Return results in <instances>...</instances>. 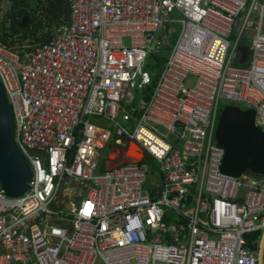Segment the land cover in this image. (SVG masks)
<instances>
[{"label":"built area","instance_id":"1","mask_svg":"<svg viewBox=\"0 0 264 264\" xmlns=\"http://www.w3.org/2000/svg\"><path fill=\"white\" fill-rule=\"evenodd\" d=\"M0 81L33 172L0 190V264H259L264 176L223 174L216 133L222 103L264 132V0H71L51 42L0 43Z\"/></svg>","mask_w":264,"mask_h":264},{"label":"water","instance_id":"2","mask_svg":"<svg viewBox=\"0 0 264 264\" xmlns=\"http://www.w3.org/2000/svg\"><path fill=\"white\" fill-rule=\"evenodd\" d=\"M34 0H31L33 3ZM25 24L28 18L25 17ZM241 65L248 62L250 48H240ZM13 108L0 81V190L9 198H21L30 190L32 168L15 140ZM217 144L225 150L222 173L235 178L245 174L264 176V132L256 126V112L226 106L220 115ZM264 264V233L259 253Z\"/></svg>","mask_w":264,"mask_h":264},{"label":"trees","instance_id":"3","mask_svg":"<svg viewBox=\"0 0 264 264\" xmlns=\"http://www.w3.org/2000/svg\"><path fill=\"white\" fill-rule=\"evenodd\" d=\"M4 4L9 5V10L6 14L5 24L0 23V43L13 50H15L14 47L16 45L17 36L20 41L28 39L27 33H21L19 31V23L25 24V17L28 18L29 23L27 28L34 27L33 32L40 44L51 42L55 28L68 26L71 21V0H34L33 3H31V0H0V11ZM45 19H54L56 23L50 26L43 21ZM42 21L44 23H42ZM6 23H11L9 30L5 28ZM179 31L180 27L178 24L169 25L163 34L169 44L163 47L160 54L151 53L149 55L145 71L150 75L151 82L148 86L138 90L137 97L132 106L137 107L139 100H149L153 95L169 55L176 44ZM40 32H42V35L39 36ZM29 49H31V47L24 51ZM150 127L154 131L160 132L159 127L154 125H150ZM146 162L154 165L153 160L149 156L146 157ZM246 238L248 247L257 251L259 249V242L262 238V232L250 234ZM254 241H258V244L256 243L253 245Z\"/></svg>","mask_w":264,"mask_h":264},{"label":"rangeland","instance_id":"4","mask_svg":"<svg viewBox=\"0 0 264 264\" xmlns=\"http://www.w3.org/2000/svg\"><path fill=\"white\" fill-rule=\"evenodd\" d=\"M8 10H9V5H6V4L2 5V9L0 11V23L1 24H3V23L5 24L6 14H7ZM43 21L46 22V24H48L50 26H53L56 23V21L54 19H51V20L50 19H48V20L45 19ZM43 21H42V23H44ZM22 25H23V23H19V26L21 28V29L19 28V31L21 33H27L28 39L24 40V41H20V39L17 36L16 45L14 47L15 51H17V52L24 51V50H26V49H28L30 47H33L36 44H40L39 41H38V38H36V36H35V34L33 32L34 31V27L27 28L28 27L27 26L26 28L25 27L22 28ZM10 27H11V23L10 24L6 23V27L5 28H7L9 30ZM40 35H42V32H40L39 36ZM126 42H128V41H126ZM224 107H225V103H222L221 104V108H224ZM103 125L106 126L107 128H109L108 124H103ZM159 129H160V132L156 131L158 134L163 135L166 138H169L167 136V134L161 128H159ZM155 178H157V174H155ZM97 264H103V262L100 260Z\"/></svg>","mask_w":264,"mask_h":264},{"label":"crops","instance_id":"5","mask_svg":"<svg viewBox=\"0 0 264 264\" xmlns=\"http://www.w3.org/2000/svg\"><path fill=\"white\" fill-rule=\"evenodd\" d=\"M24 23H25V22H24ZM28 24H29V23H28ZM28 24H23V25H22V28H23V27H27ZM56 29H57V28H55V31H56ZM55 31H54V33H55ZM34 46H35V45H34ZM262 235H263V234H262ZM261 239H262V238H261ZM254 242H255V241H254ZM260 243H261V240H260V242H259V247H258V248H260ZM253 245H254V243H253ZM258 252H259V249H258Z\"/></svg>","mask_w":264,"mask_h":264},{"label":"bare ground","instance_id":"6","mask_svg":"<svg viewBox=\"0 0 264 264\" xmlns=\"http://www.w3.org/2000/svg\"><path fill=\"white\" fill-rule=\"evenodd\" d=\"M136 147V146H135ZM137 148V147H136Z\"/></svg>","mask_w":264,"mask_h":264},{"label":"flooded vegetation","instance_id":"7","mask_svg":"<svg viewBox=\"0 0 264 264\" xmlns=\"http://www.w3.org/2000/svg\"><path fill=\"white\" fill-rule=\"evenodd\" d=\"M258 260H259V258H258Z\"/></svg>","mask_w":264,"mask_h":264}]
</instances>
